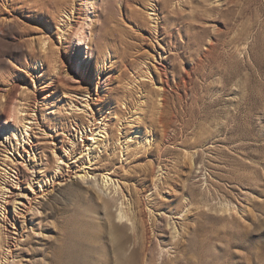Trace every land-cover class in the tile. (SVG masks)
I'll use <instances>...</instances> for the list:
<instances>
[{
  "label": "rangeland",
  "instance_id": "1",
  "mask_svg": "<svg viewBox=\"0 0 264 264\" xmlns=\"http://www.w3.org/2000/svg\"><path fill=\"white\" fill-rule=\"evenodd\" d=\"M149 2L53 0L6 14L18 24L0 27V183L14 198L39 191L32 202L44 236L20 238L22 218L14 228L1 215L18 200L0 194V264H101V243L114 248L117 227L89 212L90 186L106 197L123 192L118 207L130 212L139 201L161 228L164 258L201 248L205 264H264V0ZM81 23L86 37L75 46L69 34ZM210 45L201 74L185 75ZM175 48L174 68L168 61L163 71ZM19 103L33 116L28 153L21 126L3 114Z\"/></svg>",
  "mask_w": 264,
  "mask_h": 264
},
{
  "label": "bare ground",
  "instance_id": "2",
  "mask_svg": "<svg viewBox=\"0 0 264 264\" xmlns=\"http://www.w3.org/2000/svg\"><path fill=\"white\" fill-rule=\"evenodd\" d=\"M0 2H1L0 3L1 6L3 7V8L0 7V27H2V28L4 27L6 29H11L12 30V28H14V25L18 24L17 21L12 16H11V18L6 16V14H9V11L11 10L12 7H15L17 4H20L19 5L20 8H29V9H35V10H43L44 8L47 9L53 3V0H0ZM145 2L147 3L148 6L150 5V2L148 3V0H145ZM148 9H151V8H148ZM106 10H107V7L105 6V11ZM132 12L135 13L136 17L140 14V11L138 9H135V8H132ZM149 14H150L149 12H146L145 15L142 16L144 21H145V19L150 21L148 19L149 18L148 17ZM106 17L109 18L110 16L106 15ZM121 17L123 19V13L121 14ZM137 21H138V24H140L139 20H137ZM141 21H142V19H141ZM133 22L136 23V20L134 19ZM147 24H149V23H147ZM156 27L153 28V29L156 30ZM84 28H85L84 24H82V23L78 27L77 26L76 27L75 26L72 27V30L70 31L69 35H70V37L72 39V43L75 46L77 45V42L85 39L86 34L84 32ZM150 31L151 32L153 31L152 28H151ZM150 31H149V33H151ZM1 32H2V30H1ZM105 32L102 34V41L107 44L106 41L109 40V38H108L109 36ZM12 34H13V32H12ZM115 37H120V36H115ZM146 37H148V35ZM149 39L151 40V38H149ZM118 41H120V40H118ZM132 41L134 43V40H132ZM19 44L20 45H18V44L17 45L21 49V45H24V44H22V43H19ZM25 45H26V43H25ZM211 47H213V46L210 45L207 48L206 51H201V52L199 51L200 52L199 54L194 55L191 58L192 59V65L189 66V68L185 69V72H184L185 75L189 76L191 74V72H194L195 75L196 74H201V72L203 71V68H204V66H203L204 62L203 61L205 60V57H208ZM31 48L34 50L33 46H31ZM32 49H31V51H32ZM31 53H33V51ZM40 55L41 54H39V56ZM74 56L77 57V61H80L79 49L77 47L75 48ZM123 56H125V55H123ZM123 56L121 55L120 57H121L122 61L124 62L126 56L125 57H123ZM176 57H179V50L177 48H175V52L173 54L169 53L168 55L163 57V59H165V61H164V63H160L163 66V71L167 70V67H168L167 62L168 61L171 64V68H174V61H175ZM46 59H48V58H46ZM44 62H46V61H44ZM170 71H172V70L170 69ZM164 81H166V80H164ZM12 87H14V86H12ZM15 89H17V87ZM16 91H14V92H16ZM6 94L8 96H10L9 98L11 99L12 93H10V91H8L7 93H5V95ZM164 94L165 93L161 94L162 100H164V98H165ZM84 105L89 106V101L85 99L84 100ZM3 114H4V116H10V117L13 118V125L14 126H16V125L17 126H21V132H19V135L22 137V139L26 140V146H23L22 151L25 152V153H28V149H27L28 147L27 146L32 147L34 145V144H32L34 142L32 140H30V132H29V130L33 129L31 127V125H29V123H30L29 120H31L33 118V116H31L32 114L28 113L27 109L24 108V105H22V103H19L18 105L14 104L13 106L8 105V107L5 108ZM164 128H165V126H164ZM16 129H18V128H16ZM6 130H2L1 131V133L3 135H5V136L7 135V132H8V131L6 132ZM103 130H104V128H103ZM12 133L14 135H16L15 130H13ZM22 133H23V136L21 135ZM163 133H164V131H163ZM224 139H225V137H224ZM1 143H2V141H1ZM210 143L212 144L213 141H211ZM209 148L206 149L207 150L206 152H212L213 153V152L216 151V149L213 147V145H212V147H209ZM202 163H203V161H202ZM209 163H210V161H209ZM203 164H205V163H203ZM206 164H207V162H206ZM14 165H15L16 169H19V166H20L22 171L23 170L24 171L28 170V168L25 166V164L19 165L17 163H14ZM209 166H210V164H209ZM57 167H58V164H57ZM87 174L88 173H85L83 176H85ZM16 178L18 179L17 182H16V186H17L18 184H20V183H18V181L20 182L21 179L18 178L17 176H16ZM21 178H23V177H21ZM41 178L35 180V181H37L38 186H40V187H42ZM32 179H34V178H29L28 182H30V180L33 181ZM152 184H153L154 188L158 185L156 182L152 183ZM214 186H216V185L213 182H209V186H208V189H207L209 193L212 192L211 188H214ZM12 188L13 187L11 185H7L4 182L0 183V194H1V198L4 200V202L8 203L11 200H13V202H14L15 199L17 198L18 202H15V203L19 205V206L17 205L18 206L17 208L13 209V212H9L7 210V208L4 207L3 213L1 212L3 220L11 221L12 226L14 225V228H15V222L18 220V217H21L22 218V223L24 225L22 226V230L20 232L21 233L20 234V238L23 236L24 232H26L27 236L41 237L43 235V230H42L43 229V225L40 224V222H41L40 220L43 218L41 216L42 213L39 211L38 206L36 204H33V202H32V200L35 199V195L36 196L39 195L38 194L39 191H35V189L32 188V194H34L33 196H30L28 193H24L21 196V198H19V197L14 198L13 195L16 196L15 195L16 193H15V190H13ZM89 188L91 190V193L89 194V198H88L90 200V205H91L90 209H89V212H91L94 215V217H96V219L101 222L102 225H104V226H106V225H114V226L117 227V232H116V236H115V239H114L116 244H115L114 248L111 247V245L108 243L109 241L107 242V241H103L102 240L103 242L101 243V264H205L204 260H202L203 259V255H202L201 252H203V251H202L201 248H199L196 251H194L195 253L192 252V254H187V253L184 252V253H182L180 255H175L174 257H170V258L169 257L168 258L162 257L161 253H163L164 250H163L162 245H159L160 243L157 242L158 234L161 233V228H159L158 224H156L155 221H152V223H149V220H147V218H145V215H146L145 209H144V207H142L143 205L139 201L133 200V204H132L133 205V209L131 207V212H130L129 209H127V208L124 209L122 207V205H123L122 201H120V206L118 207V200L121 199V197H124L123 192L121 193V197H116L114 195H112L110 197H106V196H101L99 193H97V191L94 190L93 186H90ZM44 190H46V189H42L43 192H44ZM87 190H88V188H87ZM90 190H88V192ZM42 191H40V193ZM194 191H195L194 187L190 186L188 192L193 194ZM175 199H176L177 204H179V203H181L182 196L176 197ZM176 202L175 203H167V206H165V207L168 208V209L175 210ZM113 206H116L117 209H119L117 217L119 219L125 218V221H127V223L124 222V223H120L119 224V222H116L114 220L115 213L112 210ZM220 211L221 212H226V211H228V209L223 207V208L220 209ZM3 228H5L4 225H3ZM46 228H47V226H46ZM153 244H157V246H158L157 256L154 255V257H153V252L154 251L152 250L153 249V247H152ZM188 251H189V249L187 248V252ZM9 252H11V251L9 250ZM159 256H161V261L159 260L160 259ZM13 258L14 257L12 256V259ZM205 261H206V259H205Z\"/></svg>",
  "mask_w": 264,
  "mask_h": 264
}]
</instances>
